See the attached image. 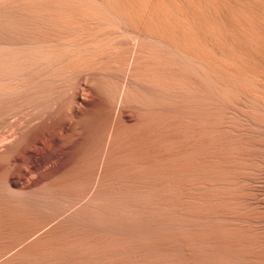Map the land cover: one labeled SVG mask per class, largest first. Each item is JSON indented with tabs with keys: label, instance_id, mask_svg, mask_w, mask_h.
<instances>
[{
	"label": "bare ground",
	"instance_id": "1",
	"mask_svg": "<svg viewBox=\"0 0 264 264\" xmlns=\"http://www.w3.org/2000/svg\"><path fill=\"white\" fill-rule=\"evenodd\" d=\"M0 264H264V0H0Z\"/></svg>",
	"mask_w": 264,
	"mask_h": 264
}]
</instances>
